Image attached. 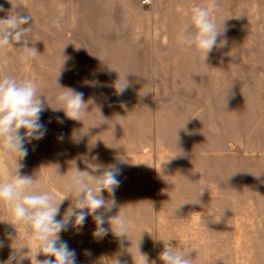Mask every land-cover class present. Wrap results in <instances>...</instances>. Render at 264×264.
I'll return each mask as SVG.
<instances>
[{
    "label": "rangeland",
    "instance_id": "1",
    "mask_svg": "<svg viewBox=\"0 0 264 264\" xmlns=\"http://www.w3.org/2000/svg\"><path fill=\"white\" fill-rule=\"evenodd\" d=\"M200 2L218 27L223 24L226 46L214 48L203 64V52L180 45L181 31H172L167 35L174 48L161 53L199 59L188 65L192 72L169 74L159 66L163 79H142L152 73L137 70L121 74L135 79L119 84L86 71V49L55 47L52 0H11L13 8L0 0L2 14L31 17L25 27L31 25L30 46L39 53L21 63L20 44L0 49V77L34 81L45 103L40 123L46 134L26 144L21 174L58 202L75 167L93 176L113 164L120 168L116 206L106 220L125 213L127 237L113 235L107 222L108 234L94 237L91 215L82 227L69 225L59 235L75 251L76 264H135L143 259L137 247L149 264H163V241L170 238L175 249L191 252L192 264H264V0ZM126 81L130 86L121 94L117 89ZM69 88L84 94L88 112L82 121L53 110L55 97ZM98 122L104 123L96 127ZM14 168V157L0 152V181ZM102 195L111 199L107 191ZM72 205L64 200L57 219ZM10 221L0 205V264L22 245L19 264L46 259L35 256L38 243Z\"/></svg>",
    "mask_w": 264,
    "mask_h": 264
},
{
    "label": "clouds",
    "instance_id": "2",
    "mask_svg": "<svg viewBox=\"0 0 264 264\" xmlns=\"http://www.w3.org/2000/svg\"><path fill=\"white\" fill-rule=\"evenodd\" d=\"M3 11L4 9L0 7V12ZM11 12L0 18V49L9 44H20L21 46L17 48L19 60L26 63L39 54L35 47L30 46L33 42L30 35L31 25L25 27L31 21V17L18 13L10 14ZM63 15V11H60L59 16L53 21L54 25L57 27L60 25ZM241 16L243 15L235 17ZM223 33V24L222 27L217 26L208 7L195 5L190 10L188 23L178 35V43L197 52L202 51L205 61L214 48L226 46L227 41L220 39ZM129 86L126 81L116 89L122 94ZM38 87L30 79L18 80L10 75L0 77V152L12 155L15 159V168L10 178L0 181V205L6 206L11 216L9 223L15 228L17 225L22 226L25 234L38 243L35 256L47 257L44 260L35 259L36 264H76L75 251L70 249L59 235L66 231L69 225L82 227L86 218L91 215L96 224L94 237L103 238L108 234L109 228L116 237H127L129 221L125 213L119 211L106 220L107 213L116 206L115 192L121 183L118 178L120 168L118 164H113L93 176L75 167L63 184L64 196L58 202H54L56 198L53 192H38L35 179L22 175L20 170L23 165L19 163L28 155L26 144L40 140L46 134L45 126L40 123L45 103L41 100V95H38ZM148 93L150 92L144 95ZM83 96L82 92L66 89L55 97L58 107L52 108L55 111H63L68 119L82 121L81 117L88 112V105ZM101 123L104 122H98L95 126L98 127ZM88 131L87 128L81 133V137L87 135ZM113 132L112 127V136ZM55 171L57 172V169ZM203 190L198 197L203 195ZM105 191L110 194L111 199L104 198L102 193ZM66 199H72L73 205L65 212L63 218L58 220L60 205ZM106 222L109 228L104 227ZM171 240L170 238L163 241L164 250L159 256L163 264H192L191 252L175 249ZM0 246H3L2 241ZM24 248L23 245L14 248L13 254L4 264H13L14 260L19 264L24 256ZM137 251L143 259L139 262L134 261L135 264H149L148 258L140 253L138 247ZM115 264H121L120 260L115 259Z\"/></svg>",
    "mask_w": 264,
    "mask_h": 264
},
{
    "label": "crops",
    "instance_id": "3",
    "mask_svg": "<svg viewBox=\"0 0 264 264\" xmlns=\"http://www.w3.org/2000/svg\"><path fill=\"white\" fill-rule=\"evenodd\" d=\"M52 1L54 19L60 11L64 13L60 25H54L55 47L86 49V71L96 75L95 79L121 84V80L135 79L121 74L138 70L152 73L142 79L159 80L163 79L158 76L159 66L173 74L180 70L191 73L188 65L196 64L195 61L199 64L195 57L179 59L175 55L169 59L161 50L174 48L173 36L167 34L180 32L188 22L191 8L206 0H154L151 6H143L141 0ZM6 15L0 12L1 17ZM126 64H140L143 69H126ZM179 65H183L182 69Z\"/></svg>",
    "mask_w": 264,
    "mask_h": 264
},
{
    "label": "built area",
    "instance_id": "4",
    "mask_svg": "<svg viewBox=\"0 0 264 264\" xmlns=\"http://www.w3.org/2000/svg\"><path fill=\"white\" fill-rule=\"evenodd\" d=\"M154 0H142L143 6H151Z\"/></svg>",
    "mask_w": 264,
    "mask_h": 264
}]
</instances>
